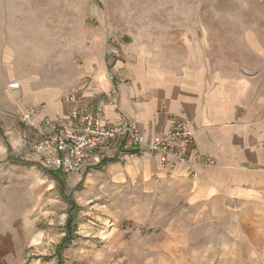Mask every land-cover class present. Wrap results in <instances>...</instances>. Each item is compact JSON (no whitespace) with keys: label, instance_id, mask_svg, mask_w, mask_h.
I'll return each instance as SVG.
<instances>
[{"label":"rangeland","instance_id":"rangeland-1","mask_svg":"<svg viewBox=\"0 0 264 264\" xmlns=\"http://www.w3.org/2000/svg\"><path fill=\"white\" fill-rule=\"evenodd\" d=\"M1 6L5 30L23 42L25 70L38 68L42 80L81 64L104 41L107 58L135 43L169 64L245 76L264 94V0ZM28 127L17 109L0 107V220L9 228L10 264H264V201L199 200L187 179L131 172L111 155L76 174L57 172L60 181L30 151Z\"/></svg>","mask_w":264,"mask_h":264},{"label":"crops","instance_id":"crops-1","mask_svg":"<svg viewBox=\"0 0 264 264\" xmlns=\"http://www.w3.org/2000/svg\"><path fill=\"white\" fill-rule=\"evenodd\" d=\"M0 9L1 108L18 112L29 104L41 105L32 119L37 124L45 117L64 116L73 107L100 106L110 122L117 113L127 116L148 140L163 136L170 117L176 116L189 122L195 150L210 156L214 164L203 165L191 153V167L160 154L112 157L131 172L161 170L187 179L192 196L199 200L264 201V94L249 78L228 75L206 63L169 64L135 43L125 44L117 58H107L103 41L101 50L87 54L81 64H68L42 80L38 68L25 70L23 42L18 44V37L5 30L7 9ZM12 80L18 81L17 88L9 87ZM29 126L23 132L34 142L38 133ZM0 221V264H10L9 228L7 220Z\"/></svg>","mask_w":264,"mask_h":264},{"label":"built area","instance_id":"built-area-1","mask_svg":"<svg viewBox=\"0 0 264 264\" xmlns=\"http://www.w3.org/2000/svg\"><path fill=\"white\" fill-rule=\"evenodd\" d=\"M114 57H118L116 50ZM18 81L9 83L17 88ZM72 90L69 99H73ZM41 105L29 104L17 114L21 121L35 127L38 139L30 144V151L37 156V162L48 170L62 174H76L98 161L99 156H114L141 152L160 154L177 162L192 166V158L203 165H212L214 160L198 153L193 146V131L188 121L176 116L170 117V125L163 136L148 140L143 131L122 113L116 114L115 122L105 115L100 106L91 109L70 108L64 116L45 117L37 124L33 116ZM195 175V172H192Z\"/></svg>","mask_w":264,"mask_h":264},{"label":"trees","instance_id":"trees-1","mask_svg":"<svg viewBox=\"0 0 264 264\" xmlns=\"http://www.w3.org/2000/svg\"><path fill=\"white\" fill-rule=\"evenodd\" d=\"M8 160H10L11 162H16V161H18V158H13V157H8ZM105 162V161H104ZM54 174H53V176L56 178V179H59L58 178V176H57V172H53ZM60 180V179H59ZM61 181V180H60ZM70 239V237H68L65 241H64V243L65 242H67L68 240Z\"/></svg>","mask_w":264,"mask_h":264}]
</instances>
